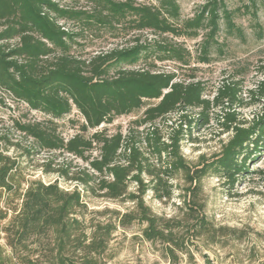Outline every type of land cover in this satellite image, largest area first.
<instances>
[{
    "label": "trees",
    "instance_id": "obj_1",
    "mask_svg": "<svg viewBox=\"0 0 264 264\" xmlns=\"http://www.w3.org/2000/svg\"><path fill=\"white\" fill-rule=\"evenodd\" d=\"M62 1L0 0V88L30 110L52 120L62 119L76 108L85 120L82 127L85 133L140 111L147 102L157 103L145 110L126 136L122 133L108 136L97 131L89 139L78 134L65 142L56 130L42 123L17 124L18 130L32 138L42 151H64L81 159L94 145L99 146V158L89 163L92 174L83 173V177L70 179L67 171H62V176L79 182L95 196L134 204L135 211L122 215L120 225L124 228L135 222L145 225L143 238L164 244L167 255L176 260L177 252H187L191 238L210 233L209 223L197 209L190 207L189 220L195 224L193 232L188 233L192 237H186L182 222L155 216L146 205L145 196L152 191L160 200L171 199L169 181L177 173L185 175L191 185L188 195L194 197L209 172L232 186L241 176L253 173L248 161L264 148V66L259 69L260 80L250 91L252 104L259 105L261 110L252 120H241L235 111L242 105L237 82L224 83L211 100L205 98L201 82L182 81L176 72L121 69L110 77L114 67L134 65L143 55H156L159 62L189 67L192 56L182 46L164 42L141 44L136 40L131 47L113 49L85 61L71 54L80 35L60 25V21H71L80 24L82 31L101 28L114 34L128 28L137 33L196 38L207 15L211 32L203 45L206 57L220 29L221 14L229 25L233 24L223 0H210L201 15L184 22L176 0H157L158 6L136 5L131 0H88L93 6L91 11L61 7ZM261 4L264 5V0ZM259 36L262 39L264 32ZM15 40L16 46L8 45ZM203 62L208 61L204 58ZM190 110H200L197 118L188 116ZM212 111L219 112L223 131L232 133V137L211 163L192 171L181 153L184 126L187 129L208 126ZM171 115L179 116L180 127L166 140L157 122ZM143 127L146 129L138 132ZM7 152L0 146V222L8 220L10 212L1 207L3 195L21 192V185L15 182L17 163ZM132 186L136 191H131ZM20 198L21 207L12 209L13 216L4 230L11 255L0 254V264H42L23 252L33 240L40 244L45 239L54 242L52 257L45 264H104L103 256L117 227L98 226L88 234L77 218L85 208L81 191H66L57 182L38 181L30 183ZM193 206L201 211L199 204Z\"/></svg>",
    "mask_w": 264,
    "mask_h": 264
},
{
    "label": "rangeland",
    "instance_id": "obj_2",
    "mask_svg": "<svg viewBox=\"0 0 264 264\" xmlns=\"http://www.w3.org/2000/svg\"><path fill=\"white\" fill-rule=\"evenodd\" d=\"M125 2L127 0H115ZM136 5L158 6L157 0H131ZM180 5L181 21L192 20L201 15L202 8L210 0H176ZM262 0H223L226 9L232 14V26L221 14L219 31L214 37L208 56H204L203 45L211 32L208 16L202 19V28L196 38H174L160 36L153 32H133L125 29L111 34L103 29L82 31V26L71 21H60L67 31L80 36L76 38L71 54L80 60L88 61L92 57L135 45L154 42L173 43L182 46L191 53V65L182 68L173 62H159L156 55H143L139 62L122 68L114 67L110 77L119 70H150L153 72H176L182 81L201 82L205 87L204 96L213 99L218 89L227 82L240 84L241 106L236 112L241 120L250 121L259 114L261 107L253 105L250 91L254 89L261 76L259 69L264 66V5ZM61 7L77 11H91L92 4L88 0H64ZM256 13V16H254ZM1 30V29H0ZM18 40L10 41L14 47ZM206 58L208 62H203ZM0 146L7 149V155L16 161L18 170L15 175L16 185H21V192L5 193L1 202L4 210L10 211L8 220L0 222V254L9 257L11 250L4 232L13 213L22 204L20 194L25 192L32 182L41 181L45 184L57 182L61 189L73 191L78 189L83 194L85 208L77 218L81 220L90 234L98 226L112 224L116 230L111 236L108 249L103 256L104 264H264V148L256 158L248 161L252 174L241 176L232 186L213 172H209L202 180L200 189L188 195L190 183L183 173L175 174L169 181L172 187L171 199L160 200L149 191L145 203L151 212L165 221L182 222V233L191 238L192 226L195 221L189 220L190 207L197 209L209 223L210 233L192 239L187 252H177L176 260L166 253V247L160 242H148L143 238L145 225L138 222L124 228L120 225L122 215L135 211L134 204L123 201H111L102 196H95L79 182L68 180L62 176L67 171L68 177H83L90 173L89 163L99 158V146L85 154V158H77L64 151L47 152L38 148L36 142L22 134L17 124L42 123L68 142L78 134L91 138L97 131L108 136L122 133L126 136L134 129V122L141 119L145 110L157 102H147L146 106L129 116L114 119L97 130L83 132L85 120L80 112L73 108L72 112L59 120L29 109L22 102L0 88ZM200 110H190L189 117L197 118ZM219 112L212 111L208 126H184V140L181 153L187 165L192 169H201L211 163L232 137L225 133L220 125ZM157 127L164 139H168L180 127L179 116L171 115L167 120L157 122ZM146 127L139 128L143 132ZM143 149L147 151L145 144ZM60 171V172H59ZM146 182L149 178L143 176ZM195 186V185H194ZM131 191H136L132 186ZM162 194V192H161ZM187 200L185 205L184 201ZM197 203L200 209L193 206ZM30 244L25 256L33 261L45 264L52 257L54 242L45 239L42 243ZM56 252H54V255Z\"/></svg>",
    "mask_w": 264,
    "mask_h": 264
}]
</instances>
